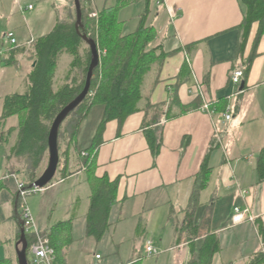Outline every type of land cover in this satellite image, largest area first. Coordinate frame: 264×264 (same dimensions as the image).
I'll list each match as a JSON object with an SVG mask.
<instances>
[{
  "label": "crops",
  "instance_id": "1",
  "mask_svg": "<svg viewBox=\"0 0 264 264\" xmlns=\"http://www.w3.org/2000/svg\"><path fill=\"white\" fill-rule=\"evenodd\" d=\"M20 1L25 0H0L3 13H0V23L9 25V31L16 34L19 33L14 27L18 26L17 15L34 11L30 6L21 8L20 5L14 10V3ZM72 1L48 0L55 14L52 30L58 18L64 17L66 9L71 7ZM93 1L94 9L100 12ZM243 20L244 8L240 0H165L163 7H157L156 3L153 6L150 22L154 23L158 34L156 43L163 42L167 53L177 51L165 60L158 74L149 76L146 86L151 105L162 106L163 111L143 110L128 117L123 125L118 121L108 123L94 167V177L98 179H119L118 204L110 214L111 229L115 228L119 236L117 240L123 243L120 228L130 219L129 229L139 237L128 264L137 258L142 259L139 264L153 261L146 255L151 234L164 238L163 246H159L163 252L155 258L156 264L164 254L168 257L167 264H189L207 234L215 235L220 242V250L212 264H250L261 252L264 184H256L255 171L257 153L264 147V36L258 44L246 89L236 88L231 81L233 70L252 53L259 30V24H254L244 55L239 56ZM22 25L29 30V38H24L18 49H29L33 41L52 31L38 36V30L35 32L32 25L27 26L25 22ZM11 26L15 29L10 30ZM3 33H0V51L3 49ZM8 58L9 53L0 57V75L7 72L2 77L4 81L0 77V116L4 98L23 92L33 67L29 53L18 55L13 65H8ZM186 63L190 72L181 82L179 76ZM14 68L17 74L19 72L18 76L12 71ZM6 86H12L16 92L2 93ZM174 95L178 105L183 107L199 98L201 109L183 114L178 105L172 104ZM143 107L144 103H141ZM228 109L232 113L230 121L224 117ZM104 111L103 105L96 104L80 129L79 134L84 131L91 145ZM146 122L152 124L150 130H156L162 137V148L157 157L152 153L144 130ZM18 124L19 118L13 117L9 119L7 129ZM15 135L16 131L8 145L0 146V262L8 260L9 264H19L17 234L21 226L18 214L21 200L12 171L23 165L8 158ZM211 146H214L210 157L213 171L208 186L201 193L200 206L194 217L195 226L201 229L198 237L188 242L181 236L180 229L184 225L195 176ZM69 158L68 167L62 164L59 175L56 174L53 182L42 191L53 192L60 188L61 192L57 191L53 196L59 197L62 187L74 186L68 208L69 219L62 221L70 224L60 233L61 245H64L63 239L68 243L63 256L67 264H103L105 257L99 252L102 239L98 241L86 234L92 195L88 173L77 152L71 153ZM65 167L67 176L63 177ZM6 175L11 177L6 178ZM11 182L14 185L11 186ZM83 191L85 202L81 198ZM40 205L45 208L47 202L41 201ZM236 206L249 209L255 223L245 221L234 225ZM36 222L35 228L41 232L51 231L58 223L54 224L51 216L47 219L44 216L43 220L37 219ZM68 227L70 231L66 234L64 230ZM85 238L89 240L88 244L78 243ZM111 243V239L103 241L104 247L110 250L113 249ZM77 253H83L79 261L75 260ZM97 255L101 256L100 260L96 259Z\"/></svg>",
  "mask_w": 264,
  "mask_h": 264
},
{
  "label": "trees",
  "instance_id": "2",
  "mask_svg": "<svg viewBox=\"0 0 264 264\" xmlns=\"http://www.w3.org/2000/svg\"><path fill=\"white\" fill-rule=\"evenodd\" d=\"M82 7V27L80 33L76 29L77 14L74 0L70 8L66 9L64 17L57 20L54 29L47 35L39 37L30 44V48H14L9 52L8 65L16 63V57L29 53L33 67L26 78V87L22 93H15L4 98V108L0 116V146L8 145L16 131L15 142L10 149L9 160L16 159L23 167L12 172L30 190L41 176L44 163L49 159V135L52 124L59 113L73 102L83 91L89 67L92 61L90 47L83 40L82 35L93 39L98 46L100 64L94 71L92 84L87 98L68 116L59 130V141L62 133L66 134L68 147L64 153L65 166L68 167L71 151L79 154L88 181L91 186L89 210L87 213L86 234L96 240H101L111 229L110 214L118 204L117 193L119 179L110 181L107 177H94L97 151L103 143L105 127L108 123L118 121L120 125L133 114L145 110L146 112H162V106H152L150 94L146 91L148 78L152 73L158 74L165 60L177 51L167 53L164 44L156 43L158 34L153 22H150L155 0H118L116 7L105 6L93 17L94 11L87 7L92 0H80ZM244 8V20L240 26L241 41L238 55L243 57L254 24H259V30L253 45L252 53L242 63L234 68L243 72V90L247 87L253 61L257 57V48L264 36V0H240ZM143 3L144 11L139 16V25L132 33L124 32V22L118 19L119 11L128 6ZM165 0L157 7H163ZM64 54L73 59L70 69L65 76V82L56 86L57 68ZM189 71V65H183L179 80ZM185 78V77H184ZM172 104L178 105L174 95ZM141 103L144 107L141 108ZM96 104L104 106V116L96 132L90 148L79 151L77 140L82 124L87 119ZM182 113L201 109L199 98L189 106H180ZM149 112V113H150ZM169 116V115H168ZM19 118L17 127L7 129L9 119ZM166 118L169 119L165 115ZM152 124L146 122L144 130L152 150L157 157L162 148V137L158 136ZM60 143V142H59ZM214 149L211 146L199 173L195 176L194 187L190 195L189 204L185 209V221L180 229L181 236L190 242L199 235L200 227L195 226L194 217L200 206L201 193L209 184L212 174L210 157ZM86 153V156L83 155ZM61 160V157H60ZM61 165V164H60ZM59 165V168L61 166ZM47 166V164H45ZM63 170V177L67 176V168ZM256 184H264V147L257 153ZM19 180V181H20ZM20 217V205H19ZM70 222L57 223L51 231L45 234L56 253V264H67L63 256L60 233ZM18 241L21 238L19 228ZM28 248L36 239L35 235L26 234ZM264 238V235H261ZM220 250V242L215 235L207 234L203 244L194 252L189 264H212L214 256ZM141 258L129 264H139ZM4 260L0 264H9ZM250 264H264V254L259 252Z\"/></svg>",
  "mask_w": 264,
  "mask_h": 264
},
{
  "label": "rangeland",
  "instance_id": "3",
  "mask_svg": "<svg viewBox=\"0 0 264 264\" xmlns=\"http://www.w3.org/2000/svg\"><path fill=\"white\" fill-rule=\"evenodd\" d=\"M96 1V5L98 6L99 10H102L105 6L107 7H116L118 0H95ZM54 2V1H53ZM50 2L45 1V0H25V1H20L19 4H15L14 3V10L17 9L20 5L21 8L24 7H28V6H32V8H34V11H30L27 10L24 14H20L17 15V19H15L18 22V26H14L17 30H19V33L16 34L17 36V41L18 44H20V42H22L24 40V38H29V30L24 27L21 24L22 22L28 26V25H32L35 29L34 31L37 32L38 30V36H42L44 34H47L48 32H50L53 28L52 22L55 19V14L53 12V9L51 7V3ZM94 2H92L91 4H88L87 7L90 8L92 11H94V13H98V11H96L94 9ZM139 5V6H138ZM134 4L131 6H128L126 8H123L122 10L119 11L118 14V19L119 21H126L127 24L125 25L124 28V32L125 33H131L136 31V29L138 28L139 25V16L143 13L144 11V4L143 3H139V4ZM45 6V8H44ZM3 12V11H2ZM1 13V11H0ZM3 14V13H1ZM25 21H24V19ZM4 19V18H3ZM16 24V23H15ZM14 27H10V30L15 29ZM3 33V37L8 33L11 32L9 31V25H2L0 23V33ZM19 37V38H18ZM37 37V35H36ZM72 57L68 54H64L60 61H59V65L57 68V82H56V86H60L65 82V76L67 71L70 69V65L72 62ZM14 73L18 76L17 72H16V68H14ZM7 72H3L0 77L2 79L3 75H5ZM3 80V79H2ZM4 81V80H3ZM8 85V84H7ZM2 93L4 94H12L13 92H16L12 86H6L4 88H2ZM21 90V89H20ZM18 92V91H17ZM20 92V91H19ZM64 133V132H63ZM62 133V137L60 139V143H59V151H60V164H64L65 161V157H64V153L68 147V139L66 134ZM88 137L87 134L83 131L82 134H79L78 136V140L77 142V146L79 150L82 149H86L91 145V142L88 143ZM87 142V143H86ZM71 153H76V152H72ZM60 165V166H61ZM47 166H44V168L46 169ZM60 171V168H59ZM44 172V171H43ZM42 175V174H41ZM59 175V172H57V176ZM14 181V180H13ZM15 182V181H14ZM14 185L13 182H11V186ZM17 186V185H16ZM74 186L73 185H66L64 187H62L63 192L60 194L59 197H53L54 195H56L57 191H59L60 188L55 189L53 192H37L34 194H31L28 198H27V205L31 211V214L35 220V222L37 221H41L44 219V216H46V219L48 217H52V219L54 220V224L55 223H60L62 221H67L69 219V206L71 204V199L72 198V191ZM61 192V191H59ZM82 195V199L83 202H85L86 200V194L83 191L81 193ZM74 195V194H73ZM41 201H46L47 205L45 208H41ZM129 223L130 219L126 222L125 225L121 226L120 231L122 233H119L120 236L123 235L122 240L124 241L123 243L121 241H118L117 238L118 236V232L115 231L114 229L109 230L105 236L102 239V243H100L99 245V252L105 257V262L103 264H128V260L130 258H132V255L134 254L133 252H135V244L138 241L139 237L136 236L135 233H133V231H131L129 229ZM37 224V222H36ZM68 226V225H66ZM69 227L68 229L64 230V233L66 232V234L69 232ZM159 233V232H158ZM161 234V233H160ZM88 238V237H87ZM92 239V238H90ZM106 239H111L112 240V250H110L107 247H104L103 245V241H105ZM164 238H161L159 236H156L155 234H151V236L148 237V242L153 243L154 248L160 252H163L159 249V246L162 247V243H163ZM64 243L63 245V249L65 248V246L68 244L67 241L65 239L62 240ZM88 239L85 238L81 239L80 241H78V243H83V245L88 244ZM93 241H96L95 239H93ZM122 243V245H121ZM92 247V246H89ZM94 247V246H93ZM92 249V248H91ZM94 251V249H93ZM160 254L158 255V257L160 256ZM83 257V253H77L75 255V260L79 261L81 258ZM153 258L152 262H143L141 264H156V258ZM29 258V256H28ZM148 258V257H147ZM151 258V257H150ZM161 260L159 261L158 264H167V260L168 257H166V255L164 254V256H161L160 258Z\"/></svg>",
  "mask_w": 264,
  "mask_h": 264
},
{
  "label": "built area",
  "instance_id": "4",
  "mask_svg": "<svg viewBox=\"0 0 264 264\" xmlns=\"http://www.w3.org/2000/svg\"><path fill=\"white\" fill-rule=\"evenodd\" d=\"M93 1V0H92ZM164 0H155L156 4H160ZM32 9V6L29 7ZM93 17L97 18L98 13H94ZM18 47V41L16 34L14 32H8L3 37V49L0 51V57H3L5 54L11 52L14 48ZM242 77L243 72L237 70L232 74L231 81L236 88L242 86ZM209 111V107H205ZM225 119L230 121L232 118L231 109H228V112L225 114ZM86 156V153H83ZM11 177L6 175V178ZM18 183L19 197L21 200L20 204V219L23 222V227L26 231V234L35 235L36 239L33 244L28 248V262L29 264H56V253L54 248L50 244L49 238L45 235L46 232H41L35 228V220L31 214V211L27 205V198L34 193L40 192V189H30L26 190L25 185L19 181L17 176L12 175ZM245 221L255 223V219L251 216L249 209H243L240 206L234 208V217L233 224H241ZM261 252L264 254V238L261 237ZM146 255L148 258H152L159 255V252L154 248L151 242H148L146 245ZM97 260L101 259L100 255L96 256ZM100 264V263H95Z\"/></svg>",
  "mask_w": 264,
  "mask_h": 264
},
{
  "label": "water",
  "instance_id": "5",
  "mask_svg": "<svg viewBox=\"0 0 264 264\" xmlns=\"http://www.w3.org/2000/svg\"><path fill=\"white\" fill-rule=\"evenodd\" d=\"M75 3V9L77 14V21H76V29L80 33V29L82 27V7L80 0H74ZM83 40L87 43V45L90 47L91 53H92V61L89 67V71L87 74L86 84L81 92V94L73 101L71 102L67 107H65L59 115L54 120L48 145H49V159H48V165L45 169V171L42 173V175L38 178V180L30 186V189H40L43 190L46 187H48L53 180L55 179V176L58 172L59 165H60V151H59V130L64 121L68 118V116L87 98L90 92L92 79L94 76L95 69L100 64V54L98 50L97 43L90 39L87 35H82ZM244 84L241 86V90H243ZM20 225H21V238L18 241L17 244V257L19 264H29L28 262V242L26 237V231L23 227V222L20 219Z\"/></svg>",
  "mask_w": 264,
  "mask_h": 264
}]
</instances>
